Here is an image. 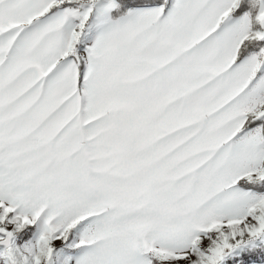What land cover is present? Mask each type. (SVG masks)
Instances as JSON below:
<instances>
[{"label":"snow or ice","instance_id":"6c2138e0","mask_svg":"<svg viewBox=\"0 0 264 264\" xmlns=\"http://www.w3.org/2000/svg\"><path fill=\"white\" fill-rule=\"evenodd\" d=\"M0 264H264V0H0Z\"/></svg>","mask_w":264,"mask_h":264}]
</instances>
